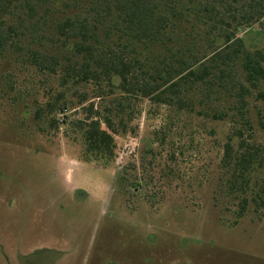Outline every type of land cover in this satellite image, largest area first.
I'll return each instance as SVG.
<instances>
[{"label":"trees","instance_id":"trees-1","mask_svg":"<svg viewBox=\"0 0 264 264\" xmlns=\"http://www.w3.org/2000/svg\"><path fill=\"white\" fill-rule=\"evenodd\" d=\"M256 24L264 34V0H0V68L54 76V127L81 142L80 160L112 167L116 137L145 114L142 171L151 158L212 181L235 222L264 218V46L241 37ZM153 178L130 181L149 204Z\"/></svg>","mask_w":264,"mask_h":264},{"label":"rangeland","instance_id":"rangeland-1","mask_svg":"<svg viewBox=\"0 0 264 264\" xmlns=\"http://www.w3.org/2000/svg\"><path fill=\"white\" fill-rule=\"evenodd\" d=\"M241 37L264 46L258 24ZM0 73V264H264V218L249 211L235 222L212 181L175 178L151 158L142 171L154 120L143 114L138 133L116 137L119 161L97 166L54 127V76L10 61ZM142 175L154 176V204L130 183Z\"/></svg>","mask_w":264,"mask_h":264}]
</instances>
